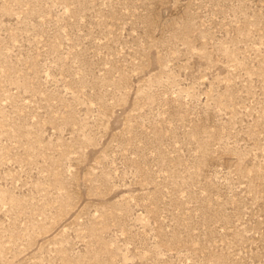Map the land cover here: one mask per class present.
<instances>
[{"label": "rangeland", "instance_id": "rangeland-1", "mask_svg": "<svg viewBox=\"0 0 264 264\" xmlns=\"http://www.w3.org/2000/svg\"><path fill=\"white\" fill-rule=\"evenodd\" d=\"M0 264H264V0H0Z\"/></svg>", "mask_w": 264, "mask_h": 264}]
</instances>
